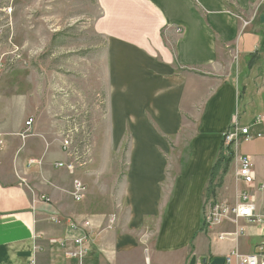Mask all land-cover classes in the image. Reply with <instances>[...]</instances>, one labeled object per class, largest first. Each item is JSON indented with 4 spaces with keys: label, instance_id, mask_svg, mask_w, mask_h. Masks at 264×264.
<instances>
[{
    "label": "crops",
    "instance_id": "crops-1",
    "mask_svg": "<svg viewBox=\"0 0 264 264\" xmlns=\"http://www.w3.org/2000/svg\"><path fill=\"white\" fill-rule=\"evenodd\" d=\"M95 4L91 29L102 43L104 111L90 116V100L82 108L85 157L73 173L56 166L74 161L72 148L79 150L72 139L70 150L62 146L66 132L77 131L58 118L68 107L43 98L34 68L0 64V264H69L64 249L49 242L73 234L66 219L92 224L84 264H190L192 257L193 264H208L233 250L252 253L264 242V227L224 221L204 228L203 212L212 201H227L221 194L230 163L223 176L224 162L215 172L217 200L208 186L225 155L222 136L235 117L237 78L244 93L256 88L262 97L257 127L263 131L256 132H264V0ZM29 118L30 133L22 138ZM94 118L89 137L83 129ZM231 149L250 157L255 183H264L263 153ZM74 178L87 187L81 200L70 193ZM233 186L229 203L243 188L235 169ZM251 193L264 206V190ZM224 232L232 234L220 239Z\"/></svg>",
    "mask_w": 264,
    "mask_h": 264
},
{
    "label": "rangeland",
    "instance_id": "rangeland-1",
    "mask_svg": "<svg viewBox=\"0 0 264 264\" xmlns=\"http://www.w3.org/2000/svg\"><path fill=\"white\" fill-rule=\"evenodd\" d=\"M98 12L95 0H0V64L10 67L6 70L22 65L34 68L42 80L43 98L55 97L63 107H68L58 118L68 120L71 128H77L70 136L72 145L79 150L71 148L78 153L82 152L81 117L82 108L87 109L86 101L90 100V116L104 111L102 43L91 29V22ZM88 78L90 86L87 85ZM241 81L237 78L240 96L234 115L239 125H249L251 132L263 131L252 123L261 113L262 97L256 94V88H249L244 93ZM99 82L102 83L100 89ZM95 126L96 118L89 119V126L83 132L89 133L90 137ZM231 147H237L238 153L264 155V132L260 137L254 136L248 141L239 138L237 143L222 146L225 155L221 163L224 162L226 168L230 163L221 194L222 200L227 201H231L234 190L236 158ZM255 161L258 168L263 166L264 170V162L261 166L260 158ZM220 179L216 176V184ZM212 197L217 200L214 194Z\"/></svg>",
    "mask_w": 264,
    "mask_h": 264
},
{
    "label": "built area",
    "instance_id": "built-area-1",
    "mask_svg": "<svg viewBox=\"0 0 264 264\" xmlns=\"http://www.w3.org/2000/svg\"><path fill=\"white\" fill-rule=\"evenodd\" d=\"M248 22H244L247 25ZM262 117H256L254 124L262 122ZM33 119L29 118L25 121V129L20 133L22 138L27 137L30 133L29 126L32 124ZM65 135L62 140V146L65 150L71 148V134ZM260 137L261 133H253L250 131V126H241L235 116L231 122L230 127L225 131L222 136V144L229 146L237 143L239 138L248 141L252 137ZM3 144L0 136V146ZM74 161L59 162L57 167H64L69 173L75 170V164H82L85 154L78 153L76 150L72 151ZM235 182L240 183L243 188L237 191L235 201L229 203L227 201H212L208 203L205 211L203 212V227L210 228L229 221L238 226L240 221L252 223L264 227V206L259 207L256 203L255 196L251 193L252 188L264 190V183H255V170L253 163L248 155L239 154L235 156ZM39 162V160L30 159L29 163ZM87 191L85 183L79 179L74 178L72 182L71 196L74 200H81L84 198ZM43 201H49V198L42 197ZM51 220L60 223L62 220L57 217H51ZM113 221V217L111 218ZM67 230L73 233L71 236H64L62 238H50L49 242L56 244L64 249V257L69 261V264H84L90 248L87 245L88 235L87 231L91 227L89 220H84L81 223L75 222L71 219L65 220ZM238 232L242 231L241 227L237 228ZM232 234L224 232L219 234V238ZM223 264H264V242L258 244L252 253H241L237 250L231 251L224 257Z\"/></svg>",
    "mask_w": 264,
    "mask_h": 264
},
{
    "label": "trees",
    "instance_id": "trees-1",
    "mask_svg": "<svg viewBox=\"0 0 264 264\" xmlns=\"http://www.w3.org/2000/svg\"><path fill=\"white\" fill-rule=\"evenodd\" d=\"M228 161L230 160V158L227 159ZM223 161V154H219V157L217 159V161L215 162V164L213 165V168H212V172H211V178L209 180V186H208V191L211 193V195H213V190H214V184H212L213 180L215 179L216 177V171H218V168L220 166V163ZM226 161V164L227 162ZM226 171V165L224 164V167L222 168V173H224ZM220 182L217 183V185L219 184ZM214 186V187H213ZM211 187H213L212 189H210Z\"/></svg>",
    "mask_w": 264,
    "mask_h": 264
},
{
    "label": "water",
    "instance_id": "water-1",
    "mask_svg": "<svg viewBox=\"0 0 264 264\" xmlns=\"http://www.w3.org/2000/svg\"><path fill=\"white\" fill-rule=\"evenodd\" d=\"M263 20H264V13L261 14V21H263ZM194 260H195V258L192 257L191 258V261H190V264H193L194 263ZM223 261H224V258L223 257H215L208 264H223ZM202 262L205 263L206 260L203 259Z\"/></svg>",
    "mask_w": 264,
    "mask_h": 264
}]
</instances>
